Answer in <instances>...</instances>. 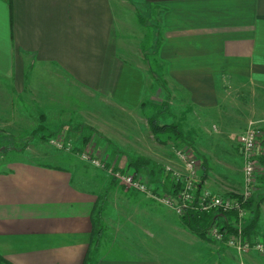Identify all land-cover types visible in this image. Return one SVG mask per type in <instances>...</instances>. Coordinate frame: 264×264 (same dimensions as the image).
<instances>
[{
  "label": "crops",
  "instance_id": "0c3cea01",
  "mask_svg": "<svg viewBox=\"0 0 264 264\" xmlns=\"http://www.w3.org/2000/svg\"><path fill=\"white\" fill-rule=\"evenodd\" d=\"M137 1L156 13L167 88L186 93L189 106L218 111L227 78L264 83V0ZM116 2L0 0V92L10 80L18 97L26 87L28 102L71 85L122 110L138 108L146 74L120 54ZM260 144L264 162V138ZM203 189L218 193L209 176ZM97 201L56 165L17 160L0 170V264H84ZM94 264L162 263L137 256Z\"/></svg>",
  "mask_w": 264,
  "mask_h": 264
},
{
  "label": "rangeland",
  "instance_id": "374dc122",
  "mask_svg": "<svg viewBox=\"0 0 264 264\" xmlns=\"http://www.w3.org/2000/svg\"><path fill=\"white\" fill-rule=\"evenodd\" d=\"M114 12L124 63L146 74L147 93L141 105L122 110L100 94L81 92L71 85L52 86L57 91H40L37 101L34 97L27 102L26 87L18 97L8 80L0 92V170L17 160L56 165L72 173L74 185L98 195L95 209H100L101 218L94 228L101 229L103 238L94 260L139 256L162 264H246L258 258L264 264V254H239L224 244L226 239L217 242L207 232L208 241L194 235L161 200L169 197L171 187L186 175L178 157L182 151H190L199 161L198 174L201 162L206 161L217 196L240 194L245 161L238 139L254 131L259 143L253 157L258 164L254 193L260 190L263 200L257 233L246 238L264 243V185L258 181L264 175L258 156L264 138V83L227 78L219 90L218 111L189 106L186 93L170 84V111L161 115L158 123L177 125L182 140L153 134L147 118L158 113L151 106L159 107L164 96L148 70L153 69L161 80L168 79L152 52L144 50L159 27L156 13L137 0H117ZM48 94L51 98L46 102ZM40 125L46 128L43 134L47 140L38 134ZM134 160L145 163L136 179L150 194L127 189L112 177L116 172L134 175L128 167Z\"/></svg>",
  "mask_w": 264,
  "mask_h": 264
},
{
  "label": "built area",
  "instance_id": "2783aa9c",
  "mask_svg": "<svg viewBox=\"0 0 264 264\" xmlns=\"http://www.w3.org/2000/svg\"><path fill=\"white\" fill-rule=\"evenodd\" d=\"M257 138L258 136H256L254 131H248L238 139L239 144L243 149L245 161L243 190L239 194L241 196L240 200L220 197L211 193L207 189H203L199 196L196 197L195 186L198 179L199 161L190 153V151L189 153H185L184 151L178 153V157L186 170V175L181 180V189L177 196L175 198L164 197L161 199L167 206L173 209L178 216L183 215L187 210H215L220 214L234 212L235 219L233 223V233L228 234L227 231H220L216 225H212L207 233L211 239L217 242L223 243L222 241L226 239L224 240V244L229 248L234 249L239 254H245L249 251L264 254V243L249 242L243 234V224L247 216L243 205L252 197L256 190L254 177L256 172L255 165L258 164L253 157L259 145V143H257ZM95 165L98 166L97 163H95ZM112 177L127 189H133L144 194L151 193L142 182L136 179L135 175L130 176L116 172L112 174Z\"/></svg>",
  "mask_w": 264,
  "mask_h": 264
},
{
  "label": "trees",
  "instance_id": "16d2710c",
  "mask_svg": "<svg viewBox=\"0 0 264 264\" xmlns=\"http://www.w3.org/2000/svg\"><path fill=\"white\" fill-rule=\"evenodd\" d=\"M143 22V21H142ZM154 34V33H153ZM161 44V37L159 34V27H157L155 35L152 37L151 44L148 45L147 48H145V51H151L152 56L154 57V60L157 64V66L160 68V70H164V66L162 63H160L157 59V53L159 46ZM153 60V61H154ZM148 73L156 79L159 89L162 92V95L164 96L163 103L158 106H151L153 110H158L157 114L151 115L147 118V121L149 122V127L151 129V132L153 134H168L170 137L172 136L175 141H181L180 138L181 133L177 129V125H163L160 126L158 123V119H160L161 115L169 114L170 107H169V94L170 91L167 88V82L165 80H161L156 76L157 74L153 71V69H149ZM143 106V105H142ZM43 124V123H42ZM38 134H42L41 140H47L46 137H44V132L46 131V128L43 125H40V127L37 129ZM157 136V135H155ZM45 138V139H44ZM14 148H11L13 150ZM22 149V148H21ZM259 162L264 165V162L259 157ZM128 167L134 171L135 177H137L140 173L141 169L145 168L144 161H131L128 164ZM208 178V167L206 161L201 162L200 171L198 174V179L196 181L195 186V195L196 197L199 196L201 191L203 190V184L204 181ZM261 181L264 185V175L261 176V178L258 180ZM159 186V184H156ZM164 186V185H163ZM158 189V188H157ZM166 190V188H164ZM181 189V182L175 183L169 192V197L175 198L178 194V192ZM167 191V190H166ZM257 192V191H256ZM254 193L252 197L246 201V203L243 205V208L247 211V217L245 218V222L243 224V234L245 237L249 238L251 236H255L257 233L259 218H260V204L263 200L262 194L260 190H258L257 193ZM228 198L237 199L240 200L241 196L239 194H228ZM101 218V211L100 209H94L92 213V231H91V238H90V244L88 247V252L84 258V264H94V257L98 253V249L101 245V239L102 231L101 229L94 228L97 220ZM234 219H235V213L229 212V213H217L215 210H209V211H197V210H187L183 215L179 217L180 223L188 229L191 233L198 236L199 238L208 241L206 238L205 233L212 225H217L220 229V231H227L228 234H231L234 232ZM0 262H5L4 259L0 257Z\"/></svg>",
  "mask_w": 264,
  "mask_h": 264
}]
</instances>
